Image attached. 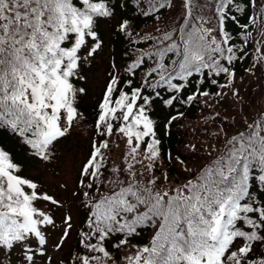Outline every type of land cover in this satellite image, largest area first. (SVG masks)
Returning <instances> with one entry per match:
<instances>
[{"label":"snow or ice","instance_id":"6c2138e0","mask_svg":"<svg viewBox=\"0 0 264 264\" xmlns=\"http://www.w3.org/2000/svg\"><path fill=\"white\" fill-rule=\"evenodd\" d=\"M181 3L183 24L153 38L152 49L128 63L123 77L115 63L109 66L95 130L100 137L118 131L126 138L128 151L122 166L107 169L102 150L109 148V141L92 142L79 185L101 195L82 193L89 198L88 231L79 233L78 243L85 251H77L74 264H117L120 258L110 249L126 246L128 238L144 228L154 229L151 240L126 256L127 264H264V112L232 135L222 121L212 135L224 145L223 152L193 179L166 190L160 185L168 180L167 174L154 175L161 140L146 114L157 98L172 106L189 84L197 87L182 102L208 97L210 93L198 85L209 79L217 85L212 77L223 76L227 83L218 86L230 87L236 76L234 62L243 58L237 52H246L230 42L226 23L239 24L233 9L242 13L243 5L260 7L264 0H243V5L240 0H218L215 28L201 26L204 18L195 15L197 0ZM119 6L111 0H0V129L18 134L43 161L50 159L53 146L82 118L78 102L87 89L78 82L86 79L85 65H91L102 51L100 19H111ZM167 6V0L158 5L149 0L143 14ZM248 21L239 26L251 37L247 30L258 21L264 23V7ZM128 28L127 20L118 26L131 36ZM141 69L140 82L134 86L133 78ZM160 90L172 95L164 99ZM177 118L171 116L165 129ZM116 121L120 123L114 125ZM209 148L211 156L217 149L214 144ZM10 151L0 141V264H17L12 258L17 251L22 264H35L37 254L47 255L45 233L56 227L50 209L43 205L59 206L60 201L23 176ZM71 220L63 217L55 251L70 237ZM46 264H53L52 257Z\"/></svg>","mask_w":264,"mask_h":264},{"label":"trees","instance_id":"16d2710c","mask_svg":"<svg viewBox=\"0 0 264 264\" xmlns=\"http://www.w3.org/2000/svg\"><path fill=\"white\" fill-rule=\"evenodd\" d=\"M111 2L114 6L117 3L120 6L115 7V15L111 19H100L99 21V32L103 39V48L91 65H85L84 75L86 79L78 82V86L87 89V94L80 97L78 102L82 118L75 122L72 127L74 131H78L80 134L84 131L91 135L89 148H92L94 140L99 142L102 139H107L109 141L108 149L111 157L107 155L105 149L102 150L107 169L122 166L123 155L128 151L126 138L118 131H114V134L110 137H100L95 130V121L99 111L98 103L102 98L108 79L107 73L111 70L109 66L115 63L120 76L123 77L126 65L144 52L150 51L153 47V38L161 36L165 30L170 31L181 26L183 24L181 18L184 16L181 0H167V7L148 15L143 13L149 9V0H111ZM152 2L158 5L161 0H152ZM217 2L218 0H197L199 7L195 9V15L204 18L200 21L201 26L207 28L217 27L215 14V4ZM240 2L243 5V0H240ZM243 6L245 11L242 13L235 12V9H233V12L238 16L239 24L248 23L249 16L258 17L261 7H264V5L260 7ZM123 20L129 22L128 31L132 33L131 36L119 31L118 26ZM239 24L228 21L225 26V30L231 36L230 42L236 48H244L246 52V55L237 52V56H243V58L234 62L233 70L236 76L230 87L220 88L218 86L227 83L223 76L212 77V79L218 81L217 85L211 84L210 79L205 80L203 85H198L202 90L210 93L208 97L197 96L194 101L182 102L186 101L187 96L193 94L195 87H197L194 84H189L179 94L180 99L175 101L172 106L165 105L159 98L148 106L146 114L154 121L157 137L161 140V155L156 161L154 175L162 177L167 174L168 180L160 185L164 190L169 187L178 188L186 180L193 179L203 167L209 165L223 152L224 145L217 143L216 137L212 135V133L219 130L222 121H224V126L228 128L229 135H232L244 131L246 125L252 122V118L257 113L264 112V60L257 59L264 56V35H261L264 23L258 21L257 25L249 26L247 31L252 33L251 37L247 35L246 30L240 28ZM257 48L260 49L259 52H257ZM147 64L151 66L153 61L148 60ZM142 73L143 69L138 71L133 78L134 86L139 84ZM124 90L127 91V86H124ZM160 91L164 99L172 95L166 90ZM234 91L239 93L238 97L232 95ZM216 92L224 93V95L216 96ZM179 113H183V115H178ZM171 116H177L178 118L165 129L164 125L168 123ZM245 117H247L246 120ZM119 123V121H116L114 125ZM229 125L232 126L228 127ZM91 137H93L92 142ZM220 138L225 139L223 133H221ZM0 141L7 144L11 150L10 156L14 158L15 163L20 164V173L33 181L35 179L41 189L48 192L47 185L42 183L43 177L48 172L58 171L59 165L56 163L63 155L57 154L56 159H53V164L42 165L43 169H40L39 165H36V163H40L39 160L35 157H28L26 147L30 146L25 144L23 138L18 134L12 133L9 129H0ZM74 142L75 137L73 135L72 139L65 141V147L62 151L68 153ZM75 144L76 147L82 146V143ZM211 144H214L217 150L212 151V155L209 156L208 152L211 151L209 145ZM192 146H195V150ZM169 154H171L172 159L168 158ZM181 160L184 161L183 165L179 162ZM136 167L144 171L141 165ZM185 168L189 171H185ZM145 175L150 176L153 173L146 172ZM84 191H89L92 197L101 195V193L84 187L78 189L75 197L76 225H72L70 237L63 247L62 260L66 264L69 263L70 259H73L72 263L74 264L77 251H85L78 243L81 239L79 233L88 231L89 198L82 195ZM104 191L107 192L108 190L104 189ZM52 216L56 219L57 210L53 212ZM138 231L140 234L129 237V243L126 246L119 250L110 249L113 256L120 258L117 264H127L125 257L133 255L137 246L149 244L154 229L144 228L138 229ZM114 242L112 241V243ZM17 263H19L18 260ZM109 264H112V262H109Z\"/></svg>","mask_w":264,"mask_h":264},{"label":"rangeland","instance_id":"374dc122","mask_svg":"<svg viewBox=\"0 0 264 264\" xmlns=\"http://www.w3.org/2000/svg\"><path fill=\"white\" fill-rule=\"evenodd\" d=\"M76 155L79 156L80 151ZM72 164H74V161H72V159L65 160V165H64L65 173L62 175L60 179H58V181L61 180L62 182H65L67 184L70 182L69 179L73 176ZM49 250H50V253H49L50 256L55 255V250H52L51 248ZM39 263H40V260L37 261V264Z\"/></svg>","mask_w":264,"mask_h":264}]
</instances>
